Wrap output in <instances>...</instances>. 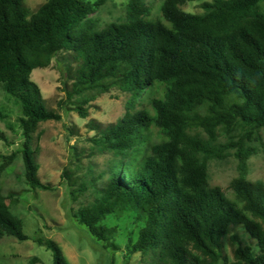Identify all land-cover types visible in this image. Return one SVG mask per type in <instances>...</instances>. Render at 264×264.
Returning <instances> with one entry per match:
<instances>
[{
	"label": "trees",
	"instance_id": "1",
	"mask_svg": "<svg viewBox=\"0 0 264 264\" xmlns=\"http://www.w3.org/2000/svg\"><path fill=\"white\" fill-rule=\"evenodd\" d=\"M105 1L47 0L29 15L23 0H0V85L19 105L23 137L15 153L1 157L0 175L20 154L30 188L49 190L37 175L31 135L40 122L60 116L45 108L31 74L57 53H72L77 66L66 98H81L74 104L81 119L84 105L110 87L132 99L123 118L95 128L90 139L113 159L97 197L73 214L77 225L117 250L114 229L104 222L131 215L138 231L128 251L150 256L151 264H264V184L247 180L254 152L247 142H260L264 130V12L258 8L264 0H213L201 14L180 10L194 0H160L157 20L148 19L145 0H128L126 21L98 30L90 16ZM145 92L147 109L134 111V99ZM152 128L159 140L148 144L145 134ZM219 132L226 143H217ZM230 150L238 175L227 195L208 185L207 161ZM61 178L75 186L66 171ZM86 190L81 184L69 196L75 200ZM234 225L255 239L258 254L237 237L235 261L221 253V239ZM3 236L27 239L0 196ZM35 243L51 252L53 264H68L55 242Z\"/></svg>",
	"mask_w": 264,
	"mask_h": 264
},
{
	"label": "rangeland",
	"instance_id": "2",
	"mask_svg": "<svg viewBox=\"0 0 264 264\" xmlns=\"http://www.w3.org/2000/svg\"><path fill=\"white\" fill-rule=\"evenodd\" d=\"M47 0H23L29 15ZM213 0H194L186 2L179 8L184 13L201 14L202 5ZM128 0H106L90 16L96 28L102 30L110 24L126 21ZM149 20L161 18L160 0H145ZM259 11L264 12V2L259 3ZM77 61L72 53H57L46 68L35 69L31 80L39 88L46 109L60 116L59 120L40 122L31 135V147L38 168L39 180L48 185L49 190L31 189L24 179V166L20 154H16L12 163L0 175V196L6 198L10 212L21 220L23 233L27 237L18 241L10 236L0 239V264H53L49 250L35 243L36 239L55 242L61 249L68 264H151L150 256L139 253L130 254L129 241H134L138 226L131 215L119 213L109 216L104 223L114 229L112 243L117 250L104 248L94 241L87 230L77 225L73 214L79 207L91 204L97 197L96 189L104 186L110 160L109 153L94 149L90 139L97 135L95 128H104L117 123L124 117L131 94L117 87H110L108 92L99 93L93 100L84 105L87 116L81 119L74 110V104L80 97L66 98L71 92L73 73ZM149 93L145 92L133 101V110L147 109ZM62 102V107H58ZM0 140L1 157L15 153L23 141L18 123L21 117L16 100L6 94L0 85ZM198 132L205 137L203 132ZM260 142L251 137L247 142L254 152L247 160V180L264 184V130L259 131ZM148 144L158 142L159 135L155 129L145 134ZM227 138L219 132L217 143L224 144ZM66 171L70 175L73 188L84 184L87 190L75 200L69 196L70 189L66 180L61 178ZM208 185L219 187L229 195L230 185L237 177V161L230 150L222 158L207 161ZM232 237H237L241 247H250L258 254L257 244L243 228L230 226L226 236L221 239V253L229 261H235L236 244Z\"/></svg>",
	"mask_w": 264,
	"mask_h": 264
}]
</instances>
